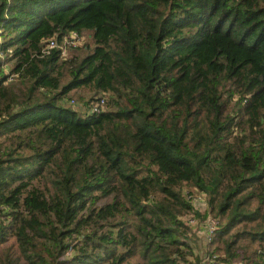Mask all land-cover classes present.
<instances>
[{
	"label": "trees",
	"instance_id": "obj_1",
	"mask_svg": "<svg viewBox=\"0 0 264 264\" xmlns=\"http://www.w3.org/2000/svg\"><path fill=\"white\" fill-rule=\"evenodd\" d=\"M195 190L264 264V0H0V264H178Z\"/></svg>",
	"mask_w": 264,
	"mask_h": 264
},
{
	"label": "built area",
	"instance_id": "obj_2",
	"mask_svg": "<svg viewBox=\"0 0 264 264\" xmlns=\"http://www.w3.org/2000/svg\"><path fill=\"white\" fill-rule=\"evenodd\" d=\"M83 39L85 42V37L76 32L70 33L69 36L65 37L64 41L61 44L56 39H51L43 49V56L50 55L52 51L59 49L61 50L62 57H66L70 48H76L84 44ZM106 104V98L102 97L98 99L96 102L92 103L90 107L91 114L102 113L106 109ZM187 199L194 209L193 212H191L186 218L183 219L189 228L190 233L188 236L190 237V239L194 238V235L196 234V232L194 233V229H196L197 227V231L198 233H200V239L203 240L200 241L199 238L196 240L200 243V248L206 250L204 255L200 254V264H221L219 261V256L215 254L213 248H211L214 237L220 228L221 222L218 218L212 215L207 206L206 212L203 214L202 206H200V203L196 205L198 201L203 202V200L207 205V195L201 191L195 190L192 194H188ZM197 212L198 215L196 214ZM201 215H205L206 217L211 218L201 220ZM197 220H199V222H197ZM68 255L70 256L71 253L69 252Z\"/></svg>",
	"mask_w": 264,
	"mask_h": 264
},
{
	"label": "rangeland",
	"instance_id": "obj_3",
	"mask_svg": "<svg viewBox=\"0 0 264 264\" xmlns=\"http://www.w3.org/2000/svg\"><path fill=\"white\" fill-rule=\"evenodd\" d=\"M84 37H85V42H84V39H83V43H86L87 42L86 34H84ZM69 54H70V52H68L66 57H68ZM96 97H99V95L95 96L93 93H91V92H89L87 90L76 91V92H73L71 94V97L69 98L67 105L69 107H73V108L79 110L80 113L82 115H84L85 113H87V111H89L85 107L86 106L85 103L88 104L90 101H92ZM89 114H91L90 111H89ZM44 183H45L44 181L35 182L34 185H36V186H38L40 188H44ZM186 190H188V189H186ZM199 203H200V206H202V213L203 214L206 212V206H207L208 209H210V207L208 205V202H207V205H206L204 200H203V202L198 201L196 203V205H198ZM207 218L208 217H206L205 215H201V220H206ZM209 218H211V217H209ZM197 222H199V220H197ZM201 222H203V221H201ZM220 222L223 223L222 220H220ZM195 232H196V234L194 235V238H191L188 241V243L190 245V248H192L193 250H191V253L190 252L185 253V256H183L180 259H178V264H200V261H201L200 254L204 255L206 250L203 249V248H200V243L196 240L198 238H199L200 241L203 240V239H200V233H198L197 227H196V229H194V233ZM188 233H190V232H188ZM10 247H13V252L17 253V244H16V240L14 238H10L9 241H7L2 246H0V261L3 260V257L5 256L6 250L9 249ZM214 253L217 254L215 251H214ZM127 264H146V263H145L144 259L141 258V256L137 255V256L131 258Z\"/></svg>",
	"mask_w": 264,
	"mask_h": 264
}]
</instances>
